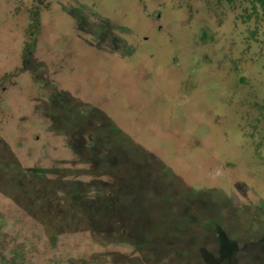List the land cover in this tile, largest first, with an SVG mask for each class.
Returning <instances> with one entry per match:
<instances>
[{
  "label": "rangeland",
  "instance_id": "1",
  "mask_svg": "<svg viewBox=\"0 0 264 264\" xmlns=\"http://www.w3.org/2000/svg\"><path fill=\"white\" fill-rule=\"evenodd\" d=\"M262 98L264 0H0V252L264 264Z\"/></svg>",
  "mask_w": 264,
  "mask_h": 264
},
{
  "label": "trees",
  "instance_id": "2",
  "mask_svg": "<svg viewBox=\"0 0 264 264\" xmlns=\"http://www.w3.org/2000/svg\"><path fill=\"white\" fill-rule=\"evenodd\" d=\"M41 1V0H40ZM36 12V13H35ZM34 13H32L31 15H30V18H32V15L33 14H36V16H35V18L34 19H38L39 17H38V10L37 11H35ZM208 34H210L209 33V31H207V30H201V32H200V37H202L203 39H205V37H208ZM246 47H249V46H246ZM245 47V48H246ZM247 50H249V48L248 49H246V51ZM247 75H246V73H245V71H243V72H240V79H244V80H246L244 77H246ZM199 88H201V87H199ZM198 88V89H199ZM197 89V90H198ZM191 92H193V93H195L196 91L195 90H193V91H191ZM209 104V103H208ZM257 108H259V111L261 112H263L264 113V98H262V99H260V102H258L257 103ZM250 112L248 111V113L247 114H249ZM224 117V115H223V113H222V118ZM223 136H225L224 134H222V136L221 137H223ZM226 137V136H225ZM219 140H220V137H219ZM219 142H222L221 140L219 141ZM0 264H30L28 261H26V259H25V257L23 256V254L22 253H20V252H18V251H16V250H13L12 248L7 252V253H2V252H0Z\"/></svg>",
  "mask_w": 264,
  "mask_h": 264
}]
</instances>
